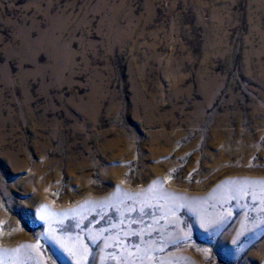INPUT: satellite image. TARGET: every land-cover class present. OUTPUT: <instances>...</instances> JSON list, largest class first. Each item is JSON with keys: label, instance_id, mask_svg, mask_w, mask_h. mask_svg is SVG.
Masks as SVG:
<instances>
[{"label": "rangeland", "instance_id": "rangeland-1", "mask_svg": "<svg viewBox=\"0 0 264 264\" xmlns=\"http://www.w3.org/2000/svg\"><path fill=\"white\" fill-rule=\"evenodd\" d=\"M0 264H264V0H0Z\"/></svg>", "mask_w": 264, "mask_h": 264}]
</instances>
